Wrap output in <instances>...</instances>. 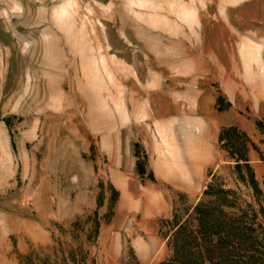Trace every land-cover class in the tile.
<instances>
[{
  "label": "rangeland",
  "instance_id": "374dc122",
  "mask_svg": "<svg viewBox=\"0 0 264 264\" xmlns=\"http://www.w3.org/2000/svg\"><path fill=\"white\" fill-rule=\"evenodd\" d=\"M263 179L264 0H0V264H264Z\"/></svg>",
  "mask_w": 264,
  "mask_h": 264
},
{
  "label": "trees",
  "instance_id": "16d2710c",
  "mask_svg": "<svg viewBox=\"0 0 264 264\" xmlns=\"http://www.w3.org/2000/svg\"><path fill=\"white\" fill-rule=\"evenodd\" d=\"M263 181H264V179H263ZM201 202L200 203H197V204H195V206H194V210L195 211H197L198 209H201ZM198 221H199V223H198V225H200V223H203V222H201L200 220H199V218H198ZM241 222H243V221H241ZM256 224V226H258V223H255ZM247 223L246 222H244V223H240L239 222V220H237L236 222H234L233 223V228H234V242H233V240L231 241V239H230V237L228 236V235H224L223 237H218V238H216V240L214 241V243H222V244H224L225 246H231V242L234 244L235 243V253H238V254H241V253H248V251H250L251 249H249V248H252V247H254L255 245H254V243L255 242H252V240H248V242L249 243H247L246 241H244V239L242 238V237H244L243 236V231L245 230V229H248V227H247ZM251 227H252V225H250ZM200 227H201V229H202V234H204V233H206V230L207 229H205L204 227V225L202 224L201 226H199V229H196V232H200ZM253 228V227H252ZM217 232V231H216ZM201 238V237H200ZM232 238V237H231ZM188 242H190L189 244H190V246L192 247V250H195V249H197V250H195L194 252H198V251H200V249H198V247H195L197 244H195V238L193 239V240H191V238H189L188 239ZM242 249V251H241V249ZM185 248H183V250H184ZM253 252V251H252ZM186 253V252H185ZM250 253V252H249ZM236 255V254H235ZM173 261V262H172ZM168 260V261H164V262H161L160 264H184L183 262H181V260L180 261H178V262H176V261H174V260Z\"/></svg>",
  "mask_w": 264,
  "mask_h": 264
}]
</instances>
